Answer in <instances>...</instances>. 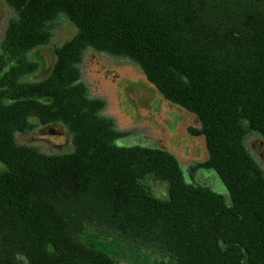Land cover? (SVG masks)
I'll use <instances>...</instances> for the list:
<instances>
[{
	"label": "trees",
	"instance_id": "16d2710c",
	"mask_svg": "<svg viewBox=\"0 0 264 264\" xmlns=\"http://www.w3.org/2000/svg\"><path fill=\"white\" fill-rule=\"evenodd\" d=\"M4 1L15 16L0 43V264H124L100 239L158 264H264V170L246 145L249 132L264 137V0ZM58 17L74 33L46 75L25 80ZM85 48L129 58L195 117L187 131L207 157L188 170H214L228 200L187 179L168 149L117 143L122 131L80 80ZM53 123L70 132V150L16 140Z\"/></svg>",
	"mask_w": 264,
	"mask_h": 264
},
{
	"label": "rangeland",
	"instance_id": "374dc122",
	"mask_svg": "<svg viewBox=\"0 0 264 264\" xmlns=\"http://www.w3.org/2000/svg\"><path fill=\"white\" fill-rule=\"evenodd\" d=\"M14 16L15 11L4 0H0V43L7 22ZM74 30V26L64 17H58L50 22L49 41L34 48L28 54L37 61L38 68L23 78L37 80L46 75L54 59V48L68 39ZM77 67L80 80L86 87L87 96L102 99L104 106L101 115L109 119L115 129L122 131V136L117 139L118 144L143 143L144 137L157 133L162 139L156 143L154 139L149 138V143L171 151L184 169L187 179L208 185L222 193L226 200L229 199L221 179L214 170L199 169L193 173L188 170L191 164L203 161L207 157L202 137L191 136L186 132L187 126L197 125L195 117L180 106L164 99L146 80L141 69L134 62L124 56H115L85 48ZM158 101L161 104L157 111ZM170 113L176 114L173 120ZM179 115L183 118L173 130L172 127ZM166 117L174 122L170 124L169 132L162 124ZM16 140L19 143L35 145L46 152H60L71 148L70 132L58 123L35 125L25 132L17 133ZM246 145L264 170V137L256 132H249L246 136ZM186 149L188 152L185 154ZM2 169L4 165L0 162V170ZM145 184L159 197H166L167 188L164 182L147 178ZM108 241L109 239H100L97 240V244L106 245V250L116 256L121 263L132 264L142 259L149 260L146 264H158L159 257L154 252L149 250L136 252L134 245L130 248Z\"/></svg>",
	"mask_w": 264,
	"mask_h": 264
},
{
	"label": "flooded vegetation",
	"instance_id": "af4514ba",
	"mask_svg": "<svg viewBox=\"0 0 264 264\" xmlns=\"http://www.w3.org/2000/svg\"><path fill=\"white\" fill-rule=\"evenodd\" d=\"M157 111H158V107H159V104H161L159 101L157 102ZM162 106V105H161ZM163 107V106H162ZM103 109V108H102ZM102 109H101V111H102ZM160 109V108H159ZM170 115H171V117H172V120H173V118H174V115H176V114H174V113H170ZM178 116V115H177ZM181 118H183V116H180L179 115V118L177 119V121L174 123L172 120H168V118L166 117V119H164L163 120V127L164 128H166V130L169 132V128H170V124L171 123H174V125H173V130H175L176 128H177V125H178V122H179V120H181ZM188 127V126H187ZM187 127H186V132L188 133V131H187ZM190 134V133H189ZM191 135V134H190ZM191 136H195V135H191ZM149 138H152V139H154L155 140V142L157 143L158 142V140L159 139H162V137H160V136H158L157 135V133H155V134H153L152 133V135L151 136H147L146 138L144 137V139H142V142L143 143H141V144H144V145H153V144H150L149 143V141H148V139ZM156 143H154V144H156ZM153 146H157V145H153ZM182 147H184V146H182ZM185 148V147H184ZM188 152V150L186 149V151H185V154Z\"/></svg>",
	"mask_w": 264,
	"mask_h": 264
}]
</instances>
